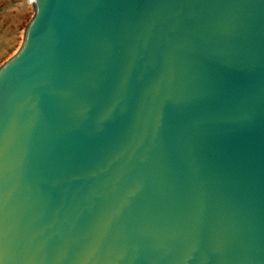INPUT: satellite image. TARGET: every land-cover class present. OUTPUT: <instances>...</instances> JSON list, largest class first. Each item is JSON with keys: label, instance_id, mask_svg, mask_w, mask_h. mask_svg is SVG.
Returning <instances> with one entry per match:
<instances>
[{"label": "water", "instance_id": "1", "mask_svg": "<svg viewBox=\"0 0 264 264\" xmlns=\"http://www.w3.org/2000/svg\"><path fill=\"white\" fill-rule=\"evenodd\" d=\"M30 2L0 264H264V0Z\"/></svg>", "mask_w": 264, "mask_h": 264}, {"label": "rangeland", "instance_id": "2", "mask_svg": "<svg viewBox=\"0 0 264 264\" xmlns=\"http://www.w3.org/2000/svg\"><path fill=\"white\" fill-rule=\"evenodd\" d=\"M30 0H0V65L20 47L23 30L33 16Z\"/></svg>", "mask_w": 264, "mask_h": 264}, {"label": "bare ground", "instance_id": "3", "mask_svg": "<svg viewBox=\"0 0 264 264\" xmlns=\"http://www.w3.org/2000/svg\"><path fill=\"white\" fill-rule=\"evenodd\" d=\"M30 2V1H29ZM30 4H31V2H30Z\"/></svg>", "mask_w": 264, "mask_h": 264}]
</instances>
